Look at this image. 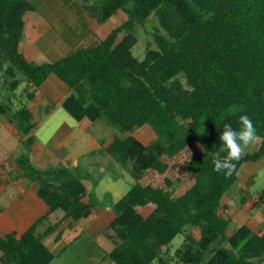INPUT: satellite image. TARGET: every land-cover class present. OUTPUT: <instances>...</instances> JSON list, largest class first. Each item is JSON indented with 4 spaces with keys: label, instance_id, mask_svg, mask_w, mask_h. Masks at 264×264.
I'll use <instances>...</instances> for the list:
<instances>
[{
    "label": "trees",
    "instance_id": "1",
    "mask_svg": "<svg viewBox=\"0 0 264 264\" xmlns=\"http://www.w3.org/2000/svg\"><path fill=\"white\" fill-rule=\"evenodd\" d=\"M99 24L118 11L128 20L104 39L81 47L55 61H30L20 50L25 15L36 11L30 0H0V76L5 92L16 93L24 77L26 99L33 101L40 87L57 76L71 90L63 107L76 120L106 119L130 132L150 125L156 138L148 144L138 137L115 136L106 152L134 180L131 189L114 204L110 229L115 246L107 253L115 264H261L264 226L254 231L243 225L229 233L232 219L223 200L238 184L247 162L264 158V0H82ZM129 3L134 7L129 8ZM156 16L166 35L157 36V48L144 59L133 54L139 39L135 28ZM4 92V93H5ZM247 114L260 137L257 152L243 155L231 177L214 171V159L227 153L219 137L225 123L239 130V116ZM0 117L10 120L22 135L26 152L17 159L23 174L38 186V195L50 208L26 232L0 235L2 264H50L55 256L38 227L61 210L83 223L93 216L95 199L88 195L79 162L41 169L29 152L36 143L34 114L27 103L0 99ZM1 128V121H0ZM192 146L198 147L184 164L195 175L194 184L176 195L166 177L157 184L152 173L164 174L168 160ZM242 205L249 191L240 188ZM153 205L144 216L141 208ZM255 207L264 205V190ZM188 226L199 228L198 238L186 235L172 260L167 257L173 239ZM165 253V254H164Z\"/></svg>",
    "mask_w": 264,
    "mask_h": 264
},
{
    "label": "crops",
    "instance_id": "2",
    "mask_svg": "<svg viewBox=\"0 0 264 264\" xmlns=\"http://www.w3.org/2000/svg\"><path fill=\"white\" fill-rule=\"evenodd\" d=\"M27 14L20 50L30 61H35L43 54L57 60L78 48L92 45L107 37L102 36V25L90 16L82 1L75 3L74 0H48V7L41 13L42 18H31L34 21L31 28L41 26L43 30L36 37L31 33V28L27 29ZM70 94L71 90L55 75L40 87L35 99L27 103L37 123L33 132L35 136L37 130L63 107L64 100ZM66 115V121L57 127L54 136L56 139L45 141L36 137V143L29 155L32 162L41 169L68 166L76 172L75 163L79 162L80 172L85 175L83 182L88 191L84 200L89 202L92 198L95 199L93 216L83 223H78L58 210L50 214L38 227V234H44L49 227L57 224L54 231L43 237L44 244L55 256L50 264H115L107 255L115 246V233L110 227L116 218L114 204L124 196L119 197L122 193L115 190L121 189L127 193L134 182L129 181L126 187L123 186L121 178L127 171L106 152L107 146L116 136L109 137L113 129L109 122L103 121V118L95 122L89 119L79 121L68 112ZM0 121V153L3 152L0 157V235L13 232L22 234L39 218L47 215L50 208L39 197L37 184L26 178L16 163V159L26 152L22 145V135L7 118L0 117ZM11 136L15 137L17 143L6 153L11 144ZM15 148L21 151L14 153ZM107 167L113 168V178L117 185L114 188L100 189L98 184H101L107 174ZM149 206L151 210L148 212L141 210L144 216H148L154 209L153 205ZM254 216L256 220L243 222L238 227L248 225L258 231L264 226V222H259L264 216V206Z\"/></svg>",
    "mask_w": 264,
    "mask_h": 264
},
{
    "label": "rangeland",
    "instance_id": "3",
    "mask_svg": "<svg viewBox=\"0 0 264 264\" xmlns=\"http://www.w3.org/2000/svg\"><path fill=\"white\" fill-rule=\"evenodd\" d=\"M74 1L76 3V2H81L82 0H74ZM31 2L35 5L37 10L34 12H28L26 16L28 30L33 26L34 21L33 19L31 20V18L41 19L42 18L41 13L45 11V9L48 7V0H32ZM127 20H128L127 14L122 10L118 11L105 24L102 25L101 27L102 36L104 35L106 37V35H108V33H110L115 27L126 23ZM31 29L30 31L33 35H35V37L38 36L39 33L43 32V30H41V26H36L35 28H31ZM30 31L28 32L30 33ZM135 33L139 39V42L133 49V54L140 60L144 59L147 49L157 48V43H156L157 36L166 35L165 30L162 28L157 17L154 15L151 16L145 22L138 24L135 28ZM55 60H56L55 58H53L52 56L49 57L46 54H43L35 59V61H51V62ZM1 80L2 78L0 76V99H3V97L11 96L14 99L16 105L20 104L21 102L23 103L30 102L26 99V95L24 93V90L27 87V83L23 76H21V85L14 94L13 93L8 94L7 92H5V90H3L4 86L2 85ZM66 114H67L66 110L63 109V107H60L56 111L55 116L48 123H46L37 130L36 137H39L40 139H43L45 141L50 139H51L50 141H54L56 139L54 138V136H56L55 134L58 130L57 127L61 123L66 121V117H65ZM42 115L43 113L40 114V116ZM102 120L107 121L106 119H102ZM111 126L113 129L109 133V137L117 135L122 138H126L129 135H134L146 144L153 141L154 138L156 137V133L150 125L135 128L130 132L123 131L119 127H116L114 125ZM10 141L11 144L9 148L6 150V153L10 151L11 148L13 149V147L17 143L14 136L10 137ZM21 149H23V147H21ZM21 149L19 150L18 148H15L14 153H18L19 151H21ZM258 149H259V142L256 143L255 145L246 148L244 155L249 153L253 154L257 152ZM197 152H198V147L192 146L190 149H188L183 154L179 155L177 158L168 160L171 166L170 169L164 174H159L156 172L152 173V179L157 184H164L165 178L169 177L174 182L175 194L176 195L183 194L195 182V175L188 172L184 168V164ZM1 155H3V152L0 153V157H2ZM112 169L113 168L110 167L106 168V170H108L106 171L107 174L103 177V181L101 182V184H98L100 189L114 188L117 185L116 180L113 178L114 173ZM129 181L134 182L130 173L126 172L124 177L121 178V182L123 186L126 187ZM241 187H245L249 191L247 205H242L240 203ZM262 190H264V158H262L258 162H247L242 166L239 172L238 184L225 196L223 200V204L225 206V212H227V215L232 219V224L230 226L229 233L233 229L237 228L243 222L257 219L254 215H256L257 211L264 205L260 207H255L254 204L258 198V193H260ZM115 192L122 193L120 194L119 197H122L121 195H125L126 193L123 192V190L121 191V189L119 190L117 189L115 190ZM141 210H143L144 213H146L149 210H151V207L146 206L141 208ZM259 222L260 223L264 222V216L259 220ZM199 234H200L199 228L188 226L185 235L180 234L173 239L170 245V253L167 255V257L172 260H175L174 254L177 251V249L183 244L184 240L186 239V235H191L195 238H198ZM171 264H180V263H178L177 261H173V263ZM261 264H264V262H262Z\"/></svg>",
    "mask_w": 264,
    "mask_h": 264
},
{
    "label": "clouds",
    "instance_id": "4",
    "mask_svg": "<svg viewBox=\"0 0 264 264\" xmlns=\"http://www.w3.org/2000/svg\"><path fill=\"white\" fill-rule=\"evenodd\" d=\"M127 7L132 8L134 4L129 3ZM239 130L233 128L232 124L225 123L223 131L219 137L223 148L227 155L223 159H214V171L223 173L225 177H231L236 171L237 164L242 159L245 149L255 145L260 141L257 135V128L253 120L247 115L239 116Z\"/></svg>",
    "mask_w": 264,
    "mask_h": 264
}]
</instances>
